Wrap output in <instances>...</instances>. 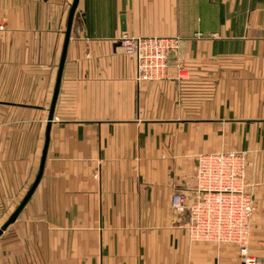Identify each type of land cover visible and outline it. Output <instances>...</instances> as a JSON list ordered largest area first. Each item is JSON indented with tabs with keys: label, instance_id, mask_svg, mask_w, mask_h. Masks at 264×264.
<instances>
[{
	"label": "crops",
	"instance_id": "crops-1",
	"mask_svg": "<svg viewBox=\"0 0 264 264\" xmlns=\"http://www.w3.org/2000/svg\"><path fill=\"white\" fill-rule=\"evenodd\" d=\"M72 1L0 0V227L40 167ZM123 31L181 37L187 78L170 57L137 83ZM222 149L248 153V254L264 264V0H78L42 174L0 264H242L171 207L196 156Z\"/></svg>",
	"mask_w": 264,
	"mask_h": 264
},
{
	"label": "built area",
	"instance_id": "built-area-1",
	"mask_svg": "<svg viewBox=\"0 0 264 264\" xmlns=\"http://www.w3.org/2000/svg\"><path fill=\"white\" fill-rule=\"evenodd\" d=\"M196 37L202 38V34L196 33ZM117 42L135 60L137 83L165 78L170 57L175 59L176 78H187L180 54L181 37L134 36L123 31ZM248 166V153L244 150L222 149L198 154L193 185L176 189L171 207L176 212L187 213L186 228L193 241L236 245L243 256L242 264H259L248 254L254 210V185L247 180Z\"/></svg>",
	"mask_w": 264,
	"mask_h": 264
},
{
	"label": "water",
	"instance_id": "water-1",
	"mask_svg": "<svg viewBox=\"0 0 264 264\" xmlns=\"http://www.w3.org/2000/svg\"><path fill=\"white\" fill-rule=\"evenodd\" d=\"M77 2H78V0H73L72 1V5H71V8H70L69 14H68V20H67V26H66V31H65L64 44H63L62 54H61V58H60V64H59V68H58V73H57V79H56V83H55L54 93H53V97H52V101H51V106H50L48 121H47V125H46L45 142H44V147H43V151H42V155H41L40 167H39L38 173L36 175V178H35L32 186L30 187V189L26 193L25 197L20 202V204L18 205V207L15 209V211L9 216V218L7 219V221L0 227V234H1V232L3 230L6 229V227L10 223H12L16 219L18 213L20 212V210L22 209V207L26 203L28 197L32 193L34 187L38 183V180H39V178H40V176L42 174L43 163H44V159H45V156H46V150H47L48 139H49V129H50V122L52 120V112H53V108H54V104H55V100H56V96H57V92H58V86H59V81H60L62 66H63V62H64V58H65L66 46H67V42H68V39H69L70 29H71V23H72L74 11H75L76 6H77ZM121 29L124 30L125 27L122 25Z\"/></svg>",
	"mask_w": 264,
	"mask_h": 264
},
{
	"label": "rangeland",
	"instance_id": "rangeland-1",
	"mask_svg": "<svg viewBox=\"0 0 264 264\" xmlns=\"http://www.w3.org/2000/svg\"><path fill=\"white\" fill-rule=\"evenodd\" d=\"M174 36H177V35H174Z\"/></svg>",
	"mask_w": 264,
	"mask_h": 264
}]
</instances>
